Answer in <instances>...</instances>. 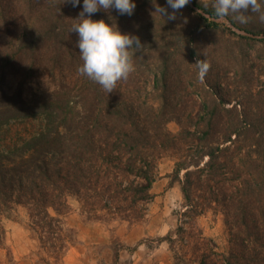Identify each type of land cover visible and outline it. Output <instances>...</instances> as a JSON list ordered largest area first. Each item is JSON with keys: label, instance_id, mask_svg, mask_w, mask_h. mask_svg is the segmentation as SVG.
<instances>
[{"label": "trees", "instance_id": "trees-1", "mask_svg": "<svg viewBox=\"0 0 264 264\" xmlns=\"http://www.w3.org/2000/svg\"><path fill=\"white\" fill-rule=\"evenodd\" d=\"M190 1L218 19L215 9ZM82 6L0 0V128L35 129L0 148V247L3 216L21 205L40 261L63 264L74 241L62 217L70 200L87 222L143 221L159 162L172 156L183 211L159 241L169 244L173 264H264V119L226 107L211 74H202L208 62L188 24L193 8L185 5L171 20L156 11L171 13L167 0H136L131 16L111 9L142 47L133 50L134 71L107 92L78 72L83 62L71 28ZM108 15L100 10L93 19ZM173 120L177 133L168 127ZM208 210L224 215L227 254L209 246L199 224ZM123 249L114 248L117 260Z\"/></svg>", "mask_w": 264, "mask_h": 264}, {"label": "rangeland", "instance_id": "rangeland-1", "mask_svg": "<svg viewBox=\"0 0 264 264\" xmlns=\"http://www.w3.org/2000/svg\"><path fill=\"white\" fill-rule=\"evenodd\" d=\"M197 1L205 9H215V0ZM262 6L264 8V0ZM192 10L188 12L191 18L188 24L196 27L201 56L208 62L207 70L213 78V85L223 94L226 107L237 105L243 116L249 111L253 116L264 119V31L255 30V37L240 31L251 33L250 29H257L254 26L263 28L264 11L250 9L245 13H229L225 20H215ZM241 15L243 20L239 18ZM232 17L237 25L232 22ZM10 84L16 83L11 80ZM196 110L194 116L198 118L202 112L200 108ZM34 124L37 128L40 126L38 122ZM168 127L174 133L180 131L175 120L170 121ZM3 130L0 128L2 149L10 143L12 136L17 138L26 130L35 129L32 126H27V129L15 126L9 132ZM174 165L172 156L160 160L152 190L154 198L143 221L87 222L80 214L78 202L70 200L71 208L62 217L66 226L73 230L74 241L65 252L63 264H173L169 244L159 239L176 230L179 213L183 211L181 185L170 177ZM29 220L27 208L21 205L3 216L5 239L0 247V264H43L38 255L39 242L29 229ZM198 221L210 241L209 246L227 254L230 231L222 211L208 210ZM121 246L125 249L119 252L120 259L117 260L114 248Z\"/></svg>", "mask_w": 264, "mask_h": 264}, {"label": "clouds", "instance_id": "clouds-1", "mask_svg": "<svg viewBox=\"0 0 264 264\" xmlns=\"http://www.w3.org/2000/svg\"><path fill=\"white\" fill-rule=\"evenodd\" d=\"M65 2L75 7L81 0H63ZM188 3L190 0H167L168 7L173 11L168 13L164 7L156 8V11L171 20ZM214 7L216 17L225 20L229 13L258 10L260 4L257 0H215ZM135 8L136 0H83L82 10L75 18L77 22L72 25L71 32L78 36L76 46L83 62L78 72L107 92L113 91L118 81L126 79L134 71L133 50L142 47L138 36L120 30L110 10L131 16ZM100 10L109 13L107 20L93 19V15ZM239 18L243 20L244 17L241 15ZM207 68V64L202 65V74Z\"/></svg>", "mask_w": 264, "mask_h": 264}, {"label": "water", "instance_id": "water-1", "mask_svg": "<svg viewBox=\"0 0 264 264\" xmlns=\"http://www.w3.org/2000/svg\"><path fill=\"white\" fill-rule=\"evenodd\" d=\"M188 4H189L193 9H195V10L201 12L203 15H206V16H209L210 18H213V17H211L210 14H208L206 11L202 10L201 8H199L198 6H196L195 4H193L191 1H190V3H188ZM213 19H215V18H213ZM215 20H220V19H215ZM230 24H231V23H230ZM240 31H241L242 33L247 34V35L252 36V37H255V36H256L255 34L246 33V32H244V31H242V30H240Z\"/></svg>", "mask_w": 264, "mask_h": 264}]
</instances>
